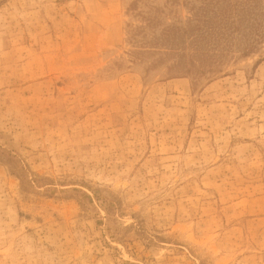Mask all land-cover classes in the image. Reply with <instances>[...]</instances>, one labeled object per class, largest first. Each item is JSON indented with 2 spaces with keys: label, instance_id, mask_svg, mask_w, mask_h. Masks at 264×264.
Instances as JSON below:
<instances>
[{
  "label": "rangeland",
  "instance_id": "1",
  "mask_svg": "<svg viewBox=\"0 0 264 264\" xmlns=\"http://www.w3.org/2000/svg\"><path fill=\"white\" fill-rule=\"evenodd\" d=\"M213 2L0 0V264H264V48L180 54Z\"/></svg>",
  "mask_w": 264,
  "mask_h": 264
},
{
  "label": "trees",
  "instance_id": "2",
  "mask_svg": "<svg viewBox=\"0 0 264 264\" xmlns=\"http://www.w3.org/2000/svg\"><path fill=\"white\" fill-rule=\"evenodd\" d=\"M213 1L208 3V6H212L211 18L204 20L202 30L192 36L188 44L193 52L187 53L186 49H181L182 59L192 61L196 57L201 62L215 55L219 63L225 53L232 49L238 52L239 57H248L264 48V0ZM193 13L195 15L197 12ZM197 18L196 15L195 20ZM186 33L184 30V34ZM175 37L174 32L165 34V40L173 41ZM215 65L209 71L212 74L219 69Z\"/></svg>",
  "mask_w": 264,
  "mask_h": 264
}]
</instances>
